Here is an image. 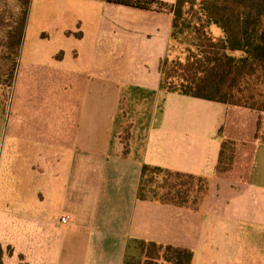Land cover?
Here are the masks:
<instances>
[{
  "label": "crops",
  "instance_id": "1",
  "mask_svg": "<svg viewBox=\"0 0 264 264\" xmlns=\"http://www.w3.org/2000/svg\"><path fill=\"white\" fill-rule=\"evenodd\" d=\"M33 3L0 116L3 264H123L131 238L264 264V124L250 180L216 177L227 106L159 89L173 14L91 0L30 38ZM144 164L206 177L202 207L138 199Z\"/></svg>",
  "mask_w": 264,
  "mask_h": 264
},
{
  "label": "trees",
  "instance_id": "2",
  "mask_svg": "<svg viewBox=\"0 0 264 264\" xmlns=\"http://www.w3.org/2000/svg\"><path fill=\"white\" fill-rule=\"evenodd\" d=\"M31 1L16 0L7 24L6 47L14 56L12 80ZM103 1L173 14L170 42L183 46L185 57L172 58L170 52L164 57L159 89L227 106L218 130L221 146L214 174L221 179L248 182L264 124V0ZM213 26L220 29V35L214 34ZM128 136L127 128L126 146ZM208 191L206 177L144 164L137 197L199 210ZM3 253L0 246V264ZM193 255L190 249L131 238L123 264H191Z\"/></svg>",
  "mask_w": 264,
  "mask_h": 264
},
{
  "label": "rangeland",
  "instance_id": "3",
  "mask_svg": "<svg viewBox=\"0 0 264 264\" xmlns=\"http://www.w3.org/2000/svg\"><path fill=\"white\" fill-rule=\"evenodd\" d=\"M88 1L91 0H34L33 18L31 21L29 37H37L36 28L38 26L43 28L48 26V28H51L56 22H58L63 23L67 27H71L75 22L76 15L85 11L84 7L87 6L86 3H88ZM16 4V0H0V21L3 20V26H0V70H9L8 73L0 71V116L2 114V107L6 110V115L8 114V108L6 105L11 96L12 82L14 80L10 77L13 74L10 73V70L13 69L14 56L13 52L6 47L5 35L8 26L7 24L11 21V18L9 17L11 12L15 10ZM212 31L215 35L221 34V31L217 26H213ZM45 34L52 36L53 31L48 30ZM43 35L44 34L41 36L44 37ZM183 49V46L178 44L177 41L170 42V56L172 58L179 56L183 59L185 57ZM3 73L5 74L4 76H2ZM1 151L3 154V149L0 143V155ZM4 167V163L2 162V159H0V169Z\"/></svg>",
  "mask_w": 264,
  "mask_h": 264
},
{
  "label": "built area",
  "instance_id": "4",
  "mask_svg": "<svg viewBox=\"0 0 264 264\" xmlns=\"http://www.w3.org/2000/svg\"><path fill=\"white\" fill-rule=\"evenodd\" d=\"M60 221H61L62 223H67V222H68V219H67L66 217H62V218L60 219Z\"/></svg>",
  "mask_w": 264,
  "mask_h": 264
}]
</instances>
